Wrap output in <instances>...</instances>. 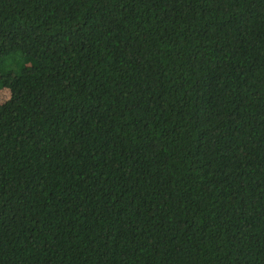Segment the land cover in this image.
Returning a JSON list of instances; mask_svg holds the SVG:
<instances>
[{
  "label": "trees",
  "instance_id": "trees-1",
  "mask_svg": "<svg viewBox=\"0 0 264 264\" xmlns=\"http://www.w3.org/2000/svg\"><path fill=\"white\" fill-rule=\"evenodd\" d=\"M0 264H264V0H0Z\"/></svg>",
  "mask_w": 264,
  "mask_h": 264
},
{
  "label": "rangeland",
  "instance_id": "rangeland-1",
  "mask_svg": "<svg viewBox=\"0 0 264 264\" xmlns=\"http://www.w3.org/2000/svg\"><path fill=\"white\" fill-rule=\"evenodd\" d=\"M9 92L8 89L3 87L0 88V103L5 101L8 98Z\"/></svg>",
  "mask_w": 264,
  "mask_h": 264
}]
</instances>
